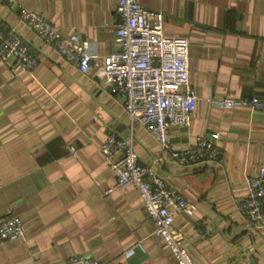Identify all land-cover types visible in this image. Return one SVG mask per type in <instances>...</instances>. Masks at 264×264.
I'll return each instance as SVG.
<instances>
[{
	"label": "crops",
	"instance_id": "obj_1",
	"mask_svg": "<svg viewBox=\"0 0 264 264\" xmlns=\"http://www.w3.org/2000/svg\"><path fill=\"white\" fill-rule=\"evenodd\" d=\"M163 15V32L188 42L189 83L197 97L173 147L217 133L221 164L182 166L143 128L121 97L67 64L0 2V28L13 29L38 64L14 74L0 60V222L22 219L23 238L0 243V264H65L71 256L100 264H174L153 234L136 189H114L99 150L109 135L131 140L141 164L193 207L172 211L174 230L194 264L229 260L264 264V230L237 211L246 178L264 166V113L218 110L208 96L264 100V0H135ZM64 37L77 35L103 58L117 50L115 3L109 0H17ZM132 250V255L124 254Z\"/></svg>",
	"mask_w": 264,
	"mask_h": 264
},
{
	"label": "built area",
	"instance_id": "obj_2",
	"mask_svg": "<svg viewBox=\"0 0 264 264\" xmlns=\"http://www.w3.org/2000/svg\"><path fill=\"white\" fill-rule=\"evenodd\" d=\"M115 3L117 50L103 58L90 52L88 44L77 35L62 36L44 16L26 10L17 0H0L8 8L19 10L21 24L44 44L54 48L64 62L81 74L94 69L95 77L112 94L121 97L122 106L132 124L143 128L160 148L182 166L221 164L219 135L211 133L196 138L186 148L173 147L172 128H186L195 110L197 97L189 83L188 42L163 32V15L142 8L135 0H109ZM0 60L14 74L32 75L37 58L13 29L0 28ZM205 102L218 110H247L264 113V100L208 96ZM112 171L114 189L132 186L136 189L146 216L153 222V234L163 241L174 264H194L181 236L174 230L172 211L190 216L192 205L156 173L154 166L140 163L131 140L109 135L99 148ZM246 195L237 211L253 232L264 230V166L246 178ZM25 235L21 218L10 215L0 222V243L15 242ZM132 250L125 252L126 257ZM65 264H100L93 257L71 256ZM227 264H254L235 259Z\"/></svg>",
	"mask_w": 264,
	"mask_h": 264
}]
</instances>
